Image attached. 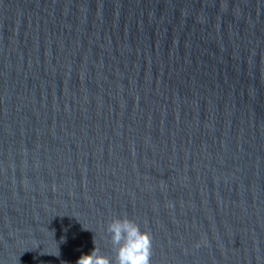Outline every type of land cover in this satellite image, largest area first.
<instances>
[{"label":"water","instance_id":"obj_1","mask_svg":"<svg viewBox=\"0 0 264 264\" xmlns=\"http://www.w3.org/2000/svg\"><path fill=\"white\" fill-rule=\"evenodd\" d=\"M116 215L151 264H264V0H0V264Z\"/></svg>","mask_w":264,"mask_h":264},{"label":"clouds","instance_id":"obj_2","mask_svg":"<svg viewBox=\"0 0 264 264\" xmlns=\"http://www.w3.org/2000/svg\"><path fill=\"white\" fill-rule=\"evenodd\" d=\"M111 255L96 245L82 253L75 264H151L152 237L127 215L113 216L105 226Z\"/></svg>","mask_w":264,"mask_h":264}]
</instances>
